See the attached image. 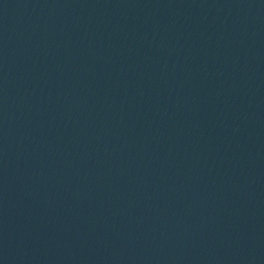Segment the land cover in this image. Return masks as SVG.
Listing matches in <instances>:
<instances>
[{"label": "water", "instance_id": "water-1", "mask_svg": "<svg viewBox=\"0 0 264 264\" xmlns=\"http://www.w3.org/2000/svg\"><path fill=\"white\" fill-rule=\"evenodd\" d=\"M0 264H264V0H0Z\"/></svg>", "mask_w": 264, "mask_h": 264}]
</instances>
